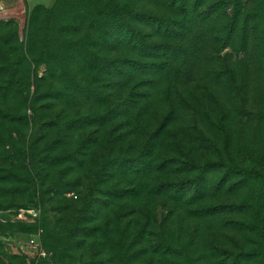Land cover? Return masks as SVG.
I'll return each instance as SVG.
<instances>
[{
  "label": "rangeland",
  "instance_id": "374dc122",
  "mask_svg": "<svg viewBox=\"0 0 264 264\" xmlns=\"http://www.w3.org/2000/svg\"><path fill=\"white\" fill-rule=\"evenodd\" d=\"M3 1L0 23L11 22L17 30L0 26V84L25 79L21 69H27V63L21 53L26 51L31 24L38 30L27 50L35 52L37 61L31 59L29 68L43 76L44 56L80 37L68 33L71 21L83 19L89 10L104 15L92 0H55L49 5L24 0L21 13H5ZM180 1L198 3H170ZM35 5L41 7L36 10L39 15L30 16ZM202 9L205 13L193 16L200 35L198 60L165 71L151 85L148 97H141L146 87L138 82L120 115L101 117L106 99L124 96L117 88L120 80L101 88L105 97L100 101L86 100L59 74L52 90H61L63 97L54 101V111L42 110L40 127H29L17 112L8 114H14L11 117L0 111V264H27L20 245L38 224L43 245L61 264H264V0H203ZM129 13L123 12L131 18ZM235 15L240 21L234 27ZM111 51L113 56L119 53ZM123 53L135 56L131 48ZM104 54L105 47L97 48L89 53L94 60L78 63L99 64ZM8 57L15 59L13 75L11 62L5 63ZM87 74L91 77L81 71L82 77L76 78L89 85ZM47 88L46 84L42 90ZM39 102L48 104L45 99ZM84 118L93 123L79 125ZM48 121L50 126L43 123ZM10 130L17 137L41 138L32 151L37 164L22 151L16 160L10 159L15 156L7 144ZM220 160L258 169L263 175L216 169L199 183L182 185L200 177L204 164ZM42 179L46 184L62 180L71 185L63 194H45L36 189ZM60 201L80 209L60 214ZM29 206L40 209L37 225L12 221L16 209ZM58 220L67 228L69 245L80 246L73 258L56 247ZM85 224L95 226V231L83 243L88 235L82 229ZM54 260L53 253L49 264Z\"/></svg>",
  "mask_w": 264,
  "mask_h": 264
},
{
  "label": "trees",
  "instance_id": "16d2710c",
  "mask_svg": "<svg viewBox=\"0 0 264 264\" xmlns=\"http://www.w3.org/2000/svg\"><path fill=\"white\" fill-rule=\"evenodd\" d=\"M119 3L123 5L119 6ZM202 3L203 0H198V3L194 2L191 5L185 1L170 3V0L165 3H156L155 0H92V5H97L99 8L97 11L104 15H95L89 10V13L85 12L81 17L83 19H77V21H71V23L69 22L70 26L68 33L71 34V36L75 34L80 37L75 39V41L74 39H70L71 41H67L64 47H55V50L48 52L44 56L46 74L43 76H37L36 70L34 68H29L30 66L32 67V63H30L31 59L37 61L35 59V52H32L30 49L27 50L29 44H33L34 42L33 36L35 35L33 32L37 29L36 26L31 24L30 28H28L26 41L28 38L29 39L24 47L26 51H22L21 53L22 59L27 63V69H21V72L25 75V79L19 82L0 84V111L5 112L2 114L11 117L14 116V114H8L17 112V114L21 115L23 120L27 121L26 124L29 127L32 128L34 124L40 127V117L44 113L42 110L54 111V101L57 100V98L63 97V92L61 90L56 93H53L55 90H52L55 77H59V74L65 79L64 81L67 82L69 88L71 87V91L76 93L79 98L83 99L84 97L86 100L96 98L99 99L97 101H100L101 97L102 99L105 97L101 88L105 87L108 83L110 84L113 80H120L117 84V88L123 91L124 96H122L121 100L117 101L116 99L117 102L106 99L108 102L103 110V116L101 117L108 120L112 115H120V111L128 107V105H126L127 102H131L132 99L130 96L133 93V89L139 86L138 82H143V86L146 87L141 97H148L151 85L153 86V83L163 76L165 71H169V69L175 67L179 68L189 60H198V40L200 39V35L198 23L193 16H197L198 12H203L204 9L200 10ZM35 6V9L30 10V16L39 15L36 10L41 7ZM128 10H130L129 15L131 18H127V15L123 14V12L127 13ZM111 12L119 13L120 15L115 16ZM203 13H205V11ZM239 21V16L235 15L232 19L233 26L235 27ZM3 25L12 28L15 32L17 30L16 26L11 22L0 23V26ZM85 31H87V35L84 33ZM242 40L243 43L247 42L246 29H244ZM103 47L107 50V54L99 58L101 59L99 64L88 65V63H78L79 60H85L86 62H88L89 59L94 60V57L90 56L89 53L97 48ZM124 48H131L135 56L130 57L125 55V53H123ZM111 50H119V53L113 56L108 53ZM7 62H11L9 71L10 74L13 75L12 68L15 65V59L8 57L5 63ZM6 66L9 65L6 64ZM81 71L90 72L91 77H89L90 75L88 74L87 77L91 84L84 85L76 78L79 77L80 79L82 77L79 75ZM16 72L18 71L16 70ZM102 80L103 82L101 83ZM97 82L101 84L96 85ZM46 84L48 85L47 90H42V87ZM109 88L111 89L114 87L110 86ZM13 95L19 98L18 101L13 99ZM41 99L48 101V104H40L39 101ZM133 100L137 99L135 98ZM10 105L15 106V108L10 107ZM90 116H92L93 119L96 117L95 114H91ZM93 119L87 120L84 118L79 125L93 123ZM13 120L14 119H11V122H13ZM43 123H49L46 126H50L49 121ZM9 132L12 136L8 139L9 142H7V144L10 147V152L15 155L10 159L16 160V155L22 151L23 154H28L29 162L32 161V164L36 162L37 164L38 160H35L36 156L32 155V151L33 147L41 138H34L33 140V135L31 136V134L26 137H17L13 135L14 133L12 130ZM19 142H23V145H20ZM129 161L132 163L134 162L133 160ZM136 163L137 162H135V164ZM194 167H196V165H194ZM196 168L198 169V165ZM216 169H222L224 172L235 173L242 176L263 175V172L258 169H247L220 160L204 164L200 168L198 174L200 177L197 178L196 176L195 179H186L182 182V185H184V187L190 186L195 180L199 183L204 179L206 173ZM33 182L34 179L32 180V183ZM46 183V180H40V184H38L36 189L39 191L42 190L41 192L45 194L52 192V194L58 195L63 194L71 185L70 182H63L62 180L59 182H52L51 184ZM186 183L188 185H185ZM170 185L169 183L165 184L167 187H170ZM104 207H109V202ZM71 208L75 210L80 209L78 204L73 203L69 205L60 201L57 211L61 214L69 211ZM83 208L84 206H82V209ZM101 208L103 207H100L99 210H101ZM84 216L85 215L79 220V223L82 225L85 221ZM57 222L60 223L59 225L61 226V222L59 220ZM16 223L35 226L34 224ZM84 227L86 228L82 229H85L88 235L85 240H83V243L91 238L95 231V226L87 227L85 224ZM67 233V228L64 225L59 228V237L56 241V247L64 252V256L69 259L70 257L73 258L74 254L80 250V246L77 245L73 247L69 245L70 240H66L68 237ZM47 249L50 250L52 254L54 253V264H61L55 252H53L52 249ZM74 249L75 252H73ZM129 249L130 247L127 248V251H129ZM142 249L143 247L140 245L138 251H140V255L143 257L144 254H142V252L144 251ZM100 253V250H97L96 254L98 255ZM79 255V261H81L83 255Z\"/></svg>",
  "mask_w": 264,
  "mask_h": 264
},
{
  "label": "built area",
  "instance_id": "2783aa9c",
  "mask_svg": "<svg viewBox=\"0 0 264 264\" xmlns=\"http://www.w3.org/2000/svg\"><path fill=\"white\" fill-rule=\"evenodd\" d=\"M12 221L28 224H38L40 220V209L38 206L19 208L13 212ZM42 227L38 224L36 232L30 234L24 244L20 245V253L26 258L27 264H49L52 252L42 242Z\"/></svg>",
  "mask_w": 264,
  "mask_h": 264
},
{
  "label": "crops",
  "instance_id": "0c3cea01",
  "mask_svg": "<svg viewBox=\"0 0 264 264\" xmlns=\"http://www.w3.org/2000/svg\"><path fill=\"white\" fill-rule=\"evenodd\" d=\"M1 1V0H0ZM29 2L30 4H45L49 5L52 3L54 0H25V2ZM4 11L5 13H16L19 12L21 13L22 8H24V0H4ZM1 8V4H0Z\"/></svg>",
  "mask_w": 264,
  "mask_h": 264
}]
</instances>
